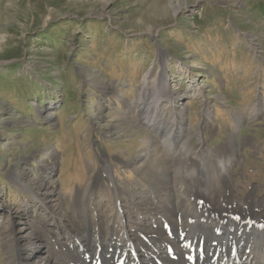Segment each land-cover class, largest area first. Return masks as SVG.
<instances>
[{"label": "rangeland", "instance_id": "374dc122", "mask_svg": "<svg viewBox=\"0 0 264 264\" xmlns=\"http://www.w3.org/2000/svg\"><path fill=\"white\" fill-rule=\"evenodd\" d=\"M150 86L173 92L150 115L181 119L172 148L141 120ZM152 137L161 167H184L182 158L200 166L188 148L177 154L183 141L212 158L210 174L232 161L215 175L224 194L211 199L229 195L264 216V0H0V264L10 256L2 235L25 220L11 223L5 206L49 239L42 249L55 245L66 260L79 257L75 264L107 261L109 237L97 253L89 240L79 253L65 215L79 211L82 224L118 202L125 224L138 227V217L145 228L157 216L154 197L173 185L157 183L158 167L141 155ZM44 168L53 199L34 186ZM212 181L193 183L211 189Z\"/></svg>", "mask_w": 264, "mask_h": 264}, {"label": "bare ground", "instance_id": "6f19581e", "mask_svg": "<svg viewBox=\"0 0 264 264\" xmlns=\"http://www.w3.org/2000/svg\"><path fill=\"white\" fill-rule=\"evenodd\" d=\"M160 59L164 60L165 57H160ZM165 78L164 76L163 79ZM152 86L142 92V96H149L150 99L148 102L145 100V102L140 103L143 105L142 108L140 107L141 110H146L141 120L147 123L155 133L163 130L166 133V137L163 141L161 140V144L164 148H172L171 144H174L175 140L174 133L179 131L181 119L170 120V124L167 125L168 122L161 117L162 115L157 118H150V115L153 109H156L158 104H160L159 102L168 101L173 92L168 87L156 89ZM194 93L198 94V91L194 90ZM175 103L177 104V102ZM155 141L154 137L146 141L144 144L145 150H148V152L151 150L152 152ZM181 146V151L177 154L179 156L184 155L188 148L189 157L195 161L199 160L201 163L198 168L195 169L194 162L185 158H182V160H185L184 167L177 168L175 165H171V167L170 163L161 167L162 163L158 161L160 158L156 159L154 152L141 154L146 155L148 161L153 159V167L159 168L155 170L156 179L154 180L157 183L162 186L165 183V179L168 181L172 179L171 182L173 184L166 189H162L166 191L165 194L169 191L170 195L168 197H154L152 205H155V207L152 206L151 210L156 213L152 212L153 216H157H154L150 221L148 220L145 228L142 226L145 220L138 219V217H135L138 220L136 224L139 223L138 227L131 222L125 224V220L129 216H126L127 212L122 213V215L119 214L118 202L113 203L115 206L110 203L105 208L109 209L107 216L101 219L96 218L95 220L92 217L91 220L85 218L82 224L80 223L82 220L79 221L76 215L79 213L78 211L73 219L70 218V215H65L66 222H70L72 225L70 227L78 232L80 236L77 239L78 244H75L76 249L79 250L81 248L84 250V246L85 250L89 252L86 240L96 244L100 240L102 242L109 237L110 243L101 244V246L110 247L106 248L108 250L107 261H97L94 264L126 263L123 258L127 254L131 255L130 260H128L129 264H264V216L258 214L255 218L252 217L250 208L245 202L241 200L236 203L233 200H229V195H226V199H223L224 197L222 196L220 197L221 199L215 201L210 197L211 192L224 194L225 188L217 184L218 182L216 183L215 175L217 172H223L228 163L232 161L222 164L223 162L219 160L216 163V168H214L215 173L211 172L210 174L208 171L209 166L204 162L212 158L208 159L209 155L205 158L202 157V147L198 151H194L192 147L188 146L187 141H183ZM50 172L49 168H44L38 177L39 182L37 181L34 186L36 189L38 188L37 191L41 190L43 195L53 199L54 194L50 195L52 194ZM205 176L213 178L211 189L207 185L193 183L196 178L204 182ZM14 177L17 179L18 176L15 175ZM90 189L91 187H88L84 189L85 191H82L88 194L89 192L87 191H90ZM113 191L112 197L119 200V191ZM4 209L7 210L11 223L19 219H25L22 224L24 228H19L16 234L8 230L5 231V235H2L7 246L6 253L10 254L4 264H75L73 262L79 260V257H70V260H66L64 255L55 251V249H58L55 245L54 249L48 245L42 249L44 243L50 242L49 239L45 240L40 235L31 234L26 217L20 218L17 209L7 208L6 206ZM21 230L23 232L19 233ZM143 240L147 241L146 245H144ZM111 243L113 246H110ZM62 246L65 245L62 244ZM97 247L98 243L94 247L96 253ZM39 249H41V256L38 259L34 257V259L33 256L37 253L35 251ZM82 254L88 257L86 251L82 252Z\"/></svg>", "mask_w": 264, "mask_h": 264}]
</instances>
